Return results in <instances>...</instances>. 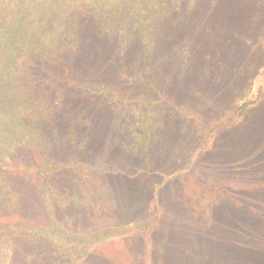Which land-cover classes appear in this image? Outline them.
<instances>
[{"label":"rangeland","instance_id":"rangeland-1","mask_svg":"<svg viewBox=\"0 0 264 264\" xmlns=\"http://www.w3.org/2000/svg\"><path fill=\"white\" fill-rule=\"evenodd\" d=\"M195 1L196 7L185 11L190 15L187 24L167 28L150 59L144 60L137 43L127 38L126 57L100 56L93 65L72 70L82 89L75 100L69 89L62 90L64 119L92 97L99 110L110 108L107 99L89 94L86 87L95 91L98 84L119 83L124 96L133 97L138 72L145 68V80L149 77L154 86L145 95L158 101L154 133L143 153L133 151L130 123L124 124L122 112H112L95 136L86 135L91 145L79 149L83 171L77 174L69 167L62 181L56 175L48 179L59 190L73 176L79 181L64 206L54 202L46 210L38 200L44 190L37 181L25 186L21 211L53 235L24 247L21 263L27 256L33 264H53L60 227L88 231L139 220L153 200L162 202L164 215L148 241L128 237L103 242L82 264H264L262 251L253 263L245 260L256 246L253 237H264L263 217L253 219L246 209L264 207V100L240 126L219 133L211 150L190 159L201 141L192 117L215 118L262 64L264 0ZM55 122L54 129H60L59 119ZM120 126H125L122 134ZM55 136L60 134L53 131ZM56 153L52 149L49 155L69 161L74 152ZM260 245L264 247V240Z\"/></svg>","mask_w":264,"mask_h":264},{"label":"trees","instance_id":"trees-1","mask_svg":"<svg viewBox=\"0 0 264 264\" xmlns=\"http://www.w3.org/2000/svg\"><path fill=\"white\" fill-rule=\"evenodd\" d=\"M196 5L195 0H0V264H23L20 257L24 247L53 235L21 211L25 186L37 181L44 190L38 200L46 210L54 202L64 206L67 194L74 191L73 184L79 181L73 176L59 190L58 185L51 187L48 179L56 175L62 181L69 167L76 169L77 174L83 171L85 164L78 159L79 149H85L89 145L86 143L91 145L93 140L86 135L91 132L95 136L101 123L113 116L112 112H122L124 124L130 123L133 151L143 153L154 133L158 101L145 95H151L154 89L149 77L145 80V68L138 72L133 97L124 96L119 83L117 87L114 83L98 84L95 91L86 87L89 94L107 99L110 108L99 110L92 97L84 108L64 119L62 90L69 89L75 100L82 89L78 79L72 78V70L93 65L100 56L126 57L127 38L137 43L144 60L150 59L164 31L178 23L187 24L190 15L185 11ZM243 41L249 42L246 38ZM260 50L262 64L249 74L225 109L213 119H203L198 114L192 117L194 133L201 141L191 160L211 150L219 133L240 126L246 115L263 102L264 40ZM72 62H77L75 67ZM55 118L60 121L58 130L53 127L57 124ZM124 128L120 126L118 133H124ZM53 131L60 134L56 140ZM52 149H56V154L69 149L74 153L65 161L49 155ZM163 207L162 202L159 205L152 200L142 219L88 231L60 227L53 264H82L96 246L106 241L128 237L148 241L160 225ZM253 208H246L248 214L253 219L260 214L258 218L264 219V207ZM253 238L256 246L248 252L247 263H253L259 251L264 252V247L258 246L264 237ZM24 259L25 264H33L30 257Z\"/></svg>","mask_w":264,"mask_h":264}]
</instances>
